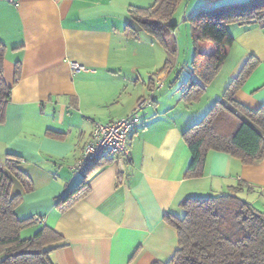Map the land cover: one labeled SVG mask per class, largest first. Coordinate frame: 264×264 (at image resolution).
Returning a JSON list of instances; mask_svg holds the SVG:
<instances>
[{
  "label": "crops",
  "instance_id": "obj_1",
  "mask_svg": "<svg viewBox=\"0 0 264 264\" xmlns=\"http://www.w3.org/2000/svg\"><path fill=\"white\" fill-rule=\"evenodd\" d=\"M244 1L182 0L171 19L176 26L171 37L200 10ZM154 2L19 0L15 7L0 0V42L6 48L3 79L11 89L0 126V166L8 155L21 159L19 167L33 190L24 193L13 183L12 194L22 197L14 214L21 221L42 218L44 227L61 237L63 246L49 256L52 264L165 263L177 249L176 231L166 216L181 219L183 199L227 194L240 183L238 197L264 214V158L243 166L230 155L211 151L203 176L186 179L190 153L182 139L222 100L250 57L258 66L234 100L250 111L262 106L264 23L227 26L234 44L224 65L208 86L197 81L203 95L186 103L181 92L194 79L192 41V53L186 45L180 62L177 42L175 55L167 59L162 47L143 42L149 38L144 33L125 36L128 9L148 8ZM166 61L172 69L159 75L164 87L140 114L141 123L130 136L129 160L101 159L86 175L73 177L69 167L79 159L94 125L128 116L148 97L151 80ZM71 64L90 72L72 73ZM49 132L63 138L54 139ZM84 178L88 195L59 213L58 200ZM41 228L34 224L23 232L32 237Z\"/></svg>",
  "mask_w": 264,
  "mask_h": 264
},
{
  "label": "trees",
  "instance_id": "obj_2",
  "mask_svg": "<svg viewBox=\"0 0 264 264\" xmlns=\"http://www.w3.org/2000/svg\"><path fill=\"white\" fill-rule=\"evenodd\" d=\"M181 1L155 0L148 8L130 7L125 36L134 38L142 32L174 56L176 44L171 34L176 26L171 19ZM263 23L264 0H246L193 14L188 24L193 47L190 72L194 79L183 85L181 99L186 103L198 101L204 92L201 85L211 84L220 72L234 44L228 25ZM5 53L6 48L0 42V126L11 91L3 79ZM257 66L258 61L250 57L224 90L222 100L182 134L190 153L186 179L203 176L206 156L211 151L230 155L243 166H252L264 158V103L257 111H250L234 100ZM171 69V63L166 61L154 77ZM17 77L16 66L15 80ZM48 135L63 138L55 132ZM20 162V158L8 155L0 166V264H52L50 254L63 246L58 234L42 227L32 237L21 238V233L34 224L31 219L18 220L14 214L22 197L12 194L13 183L18 182L24 193L33 190L30 179L19 167ZM242 188L240 183L227 194L183 199L179 203L182 218L166 216L167 223L176 231L177 249L161 264H264V214L238 197ZM89 191V182L84 178L58 200L56 210L66 212Z\"/></svg>",
  "mask_w": 264,
  "mask_h": 264
},
{
  "label": "built area",
  "instance_id": "obj_3",
  "mask_svg": "<svg viewBox=\"0 0 264 264\" xmlns=\"http://www.w3.org/2000/svg\"><path fill=\"white\" fill-rule=\"evenodd\" d=\"M4 1L15 7L19 2V0ZM70 70L72 73L90 72L87 68L77 64H71ZM163 87V79L156 77L148 97L140 99L128 116L107 124H95L79 159L69 167L71 175L82 177L94 167L98 160L109 157L119 162L128 161L131 154L130 136L141 123L140 114L144 109L153 105L154 93ZM32 222L41 227L45 226L44 219L39 217L33 218Z\"/></svg>",
  "mask_w": 264,
  "mask_h": 264
},
{
  "label": "rangeland",
  "instance_id": "obj_4",
  "mask_svg": "<svg viewBox=\"0 0 264 264\" xmlns=\"http://www.w3.org/2000/svg\"><path fill=\"white\" fill-rule=\"evenodd\" d=\"M180 28H179V30L177 31V33H176V35H175V38H173L174 39V41H175V39H176V41L175 42H177V44L179 45V51H180V62H182V60H183V54H184V52H185V49H186V45L187 46H189V49H190V53H192V47H191V39H190V34H189V26H188V24H186V25H183V24H180ZM146 35V34H145ZM147 37H149L148 35H146ZM145 41H153L156 45H158V43L154 40V39H152L151 37H149V38H145V40L143 39V42H145ZM161 47V46H160ZM188 48V47H187ZM163 49V48H162ZM164 50V49H163ZM165 51V54L166 53H168L166 50H164ZM168 57H167V59H169V58H171V55L168 53V54H166ZM171 79V78H170ZM172 82V81H171ZM166 88L165 89H169V84L166 82ZM176 84H174V86H175ZM174 86H172V87H174ZM176 88V87H175ZM28 235H30V232H23V233H21V238L22 239H27V238H30Z\"/></svg>",
  "mask_w": 264,
  "mask_h": 264
}]
</instances>
